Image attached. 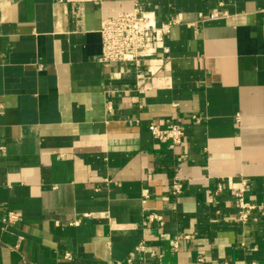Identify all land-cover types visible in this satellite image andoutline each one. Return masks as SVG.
<instances>
[{
  "label": "crops",
  "instance_id": "obj_1",
  "mask_svg": "<svg viewBox=\"0 0 264 264\" xmlns=\"http://www.w3.org/2000/svg\"><path fill=\"white\" fill-rule=\"evenodd\" d=\"M135 4L169 58L100 61ZM177 120L175 148L148 128ZM245 181L264 204V0H0V264H264Z\"/></svg>",
  "mask_w": 264,
  "mask_h": 264
},
{
  "label": "built area",
  "instance_id": "obj_2",
  "mask_svg": "<svg viewBox=\"0 0 264 264\" xmlns=\"http://www.w3.org/2000/svg\"><path fill=\"white\" fill-rule=\"evenodd\" d=\"M176 20L167 22H158L157 14L153 10H146L139 4H135L131 10L119 12L115 16L104 18L101 23L100 34L102 38V51L100 61L106 63H129L140 67L143 62L158 58H169L170 47L167 44V36L170 34L171 26ZM161 66H157L160 69ZM156 70L150 69L151 73ZM153 137L159 141H168L169 147L175 148L180 145L185 136V129L181 121H173L165 127L151 122L148 125ZM219 189L223 184H219ZM183 182L181 178L176 177L171 192L174 195H180L183 192ZM247 182L235 192L238 206L237 217L243 222H249L257 212L264 214V204L248 201L245 197ZM20 213L15 210L3 212L0 206V218L5 224H11L20 219ZM149 223L159 221L164 223L163 217L152 212L147 216ZM77 220L74 223H78ZM181 235L175 237L173 245L178 247V240ZM182 237L188 238L185 234ZM145 245L140 244L139 249ZM203 258H200L202 261ZM21 264H29L23 260Z\"/></svg>",
  "mask_w": 264,
  "mask_h": 264
}]
</instances>
